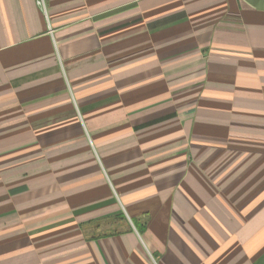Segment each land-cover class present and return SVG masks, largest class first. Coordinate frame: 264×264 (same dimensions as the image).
<instances>
[{"label":"crops","instance_id":"crops-1","mask_svg":"<svg viewBox=\"0 0 264 264\" xmlns=\"http://www.w3.org/2000/svg\"><path fill=\"white\" fill-rule=\"evenodd\" d=\"M0 0V264H264V0Z\"/></svg>","mask_w":264,"mask_h":264},{"label":"built area","instance_id":"built-area-1","mask_svg":"<svg viewBox=\"0 0 264 264\" xmlns=\"http://www.w3.org/2000/svg\"><path fill=\"white\" fill-rule=\"evenodd\" d=\"M38 3H39V4H43L42 0H38Z\"/></svg>","mask_w":264,"mask_h":264}]
</instances>
